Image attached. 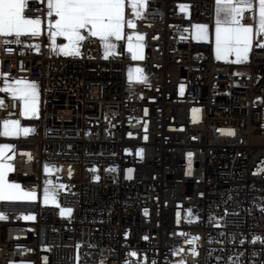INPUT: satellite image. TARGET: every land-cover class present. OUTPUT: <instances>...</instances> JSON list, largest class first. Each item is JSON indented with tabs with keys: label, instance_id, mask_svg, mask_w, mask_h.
<instances>
[{
	"label": "built area",
	"instance_id": "1",
	"mask_svg": "<svg viewBox=\"0 0 264 264\" xmlns=\"http://www.w3.org/2000/svg\"><path fill=\"white\" fill-rule=\"evenodd\" d=\"M47 2L26 0L35 35H0V74L39 85L33 115L17 96L0 102V130L32 129L0 135L14 146L8 180L38 195L0 201V264H175L176 250L178 264H264V34L236 72L191 37L213 25L215 0H146L138 64L157 78L134 83L122 40L108 53L86 35L80 55H54ZM46 163L61 165L59 205L41 203Z\"/></svg>",
	"mask_w": 264,
	"mask_h": 264
},
{
	"label": "snow or ice",
	"instance_id": "2",
	"mask_svg": "<svg viewBox=\"0 0 264 264\" xmlns=\"http://www.w3.org/2000/svg\"><path fill=\"white\" fill-rule=\"evenodd\" d=\"M136 15L146 7V0H131ZM125 0H48L47 16L49 19L48 30L50 38L55 41L57 36L63 37L67 42L61 44L60 50L64 55H80L79 47L85 39L82 30H86L92 37H98L106 49H112L114 45L110 38L122 39ZM216 28H215V53L217 59H224L228 55H235L237 61L247 58V53L252 44V37L255 34H264V0H216ZM26 0H0V35H15L20 37L31 32L35 35L41 25L39 18H29L25 15ZM253 13L254 26L241 23V18L245 12ZM127 26L133 28L131 20L127 21ZM199 29V38L204 39L207 25L196 26ZM141 35H136L137 43L133 45L132 35L128 36V49L132 53L133 59L139 55L142 40ZM19 43V40H17ZM10 51V49H9ZM138 74V81L147 82V77L142 74V70L135 69ZM5 78L7 73H2ZM131 78V74H130ZM17 96L20 101V114L22 116L33 115L36 112L37 84L23 80H13L11 84L6 81L3 89ZM198 109H193L198 113ZM194 119H199L195 116ZM3 130L0 135L13 136L21 132L27 135L32 129L19 128L18 121L4 120ZM231 135V130L227 131ZM13 145H0V201H22L33 200L36 193L23 191L19 184L9 183L5 175L11 170L12 165L4 162V149L13 148ZM191 157V153L188 154ZM31 158V157H29ZM50 169L46 165L45 172ZM131 172V170H129ZM57 185L51 181H45L44 202L55 201ZM59 187H63L60 185ZM64 211L70 212L71 209ZM0 213V219H4ZM25 219H33L26 216ZM132 255H136L132 253ZM182 264V262H181Z\"/></svg>",
	"mask_w": 264,
	"mask_h": 264
},
{
	"label": "crops",
	"instance_id": "3",
	"mask_svg": "<svg viewBox=\"0 0 264 264\" xmlns=\"http://www.w3.org/2000/svg\"><path fill=\"white\" fill-rule=\"evenodd\" d=\"M216 7H217V5H216V0H215V13H214V23H213V25L212 26H210L208 24H195V25H193L192 28H191V37H192L193 40H196V41H211L212 42V55H213V59L216 62L223 63V64H227V65L231 66V68L234 71H236V72L246 73L248 71V65H249V62H250L251 46H250V49H249V51L247 53V58L246 59H241L239 62L237 61V58H236L235 55H228L224 59H217L216 58V53H215V28H216V18H217ZM144 10H145V7L140 10V14L139 15H136V12H135V9L132 6L131 0H125L124 9H123V11H124V17H125V24H124V27H123L122 39L117 40L114 37L110 38L111 43L114 45V47L112 49H106V47L103 45L104 50L106 52H108V53L113 52L115 50V48H116L117 42L118 41H121V40L124 41V47H125V49L129 51L128 45H129L130 42L128 40V36L129 35H132V41H131V43L133 45H135L137 43L136 35H141L143 37V39L139 41V44L141 45V48L139 50V55H138V57L135 60H140L142 58L143 46H144V40H145V38H144L143 32H141V31H139V30L136 29V24H137V22H139L140 20L143 19ZM49 19H51V18L47 17L44 20L45 28H46V32L48 34V37H49L50 41L52 42V53L54 55L58 56L56 54L55 50L53 49L54 43H53V40L50 38V33H49V30H48V23H47V21ZM128 20H131L132 23L134 24V27L133 28H129L127 26V21ZM198 25H207V29H206L207 32H206V35H205V38L204 39H200L199 38V29L196 27ZM84 31H85L86 35H89L86 30H84ZM3 36L9 38L12 35H7V36L6 35H3ZM54 42L55 43H58L57 41H54ZM131 56H132V53H131ZM152 75H155V74H152ZM0 102H2V101L0 100ZM2 145H5V144H2ZM6 154H7V161H6V163L12 165L13 149L12 148H8L7 151H6ZM7 181H10V180H7ZM13 182H15V181H13ZM15 184H18V183H15ZM19 185H20V183H19ZM20 187L23 188L21 185H20Z\"/></svg>",
	"mask_w": 264,
	"mask_h": 264
},
{
	"label": "rangeland",
	"instance_id": "4",
	"mask_svg": "<svg viewBox=\"0 0 264 264\" xmlns=\"http://www.w3.org/2000/svg\"><path fill=\"white\" fill-rule=\"evenodd\" d=\"M53 19H54V17H53ZM206 32H207V31H206ZM82 35L86 36V33H85L84 30H82ZM55 41H57L58 43L53 42V43H54V47H53V49L55 50V52H56V54H57L58 56H60V57H73V56H74V55H64V54L61 52L59 46H60L61 44H64V43L67 42L63 37L57 36V37L55 38ZM132 61H133L132 63H129V64L126 66V78H127V80H129V81H131V82H134V83H141V82H143V81H138V80L136 79V77H137L138 74L135 72V69H136V68H139V69L142 70V68L138 65V61H139V60H135V59H133V56H132ZM130 74H131V78H130ZM142 74H143L144 76L147 77V82L153 81V80H155V79L157 78V76L152 75L151 73H145L143 70H142ZM6 81H7L8 84H11V81H13V80H11L9 77L5 78L3 75H0V100H1V101H2L4 98H6V97L14 96L12 93L3 90V89H5V87H6ZM27 82H35V83L37 84V98H36V110H37V108H38V106H39V85H38V83H37L36 81H27ZM2 122H3V121H2ZM2 122H1V131L3 130V124H2ZM1 136H2V137H6V138H14V137H16L17 135H13V136H4V135H1ZM3 151H4V158H3V159H4V162H6V161H7V154H6L7 149H4ZM46 165H47V166L49 167V169H50L48 172H45V166H46ZM60 166H61L60 163H46V164H44V166H43V173H44V176H45V180H44V181L48 180V181H51V182H52L53 177L59 173ZM8 173H9V172H7L6 175H5V179H6V180H8ZM8 182H9V183H18V184H19L18 181H15V182H13V181H8ZM21 189H22L23 191H29V190H27V189H25V188H21ZM30 192H31V191H30ZM37 199H38V195L36 194V198L33 199V200H22V201H35V200H37ZM40 199H41V203L44 204V205H48V204L59 205V203H58V201H57L56 199H55L54 202H53V201H49L48 203H45V202H44V193L41 195V198H40ZM61 211L64 213V210L61 209ZM26 216H32L33 219H25L24 217H26ZM20 217H21V219L24 220V221H29V222H33V221H34V214H32V213H22V214L20 215ZM0 220H1V219H0ZM29 228H30L31 230H33V229H34V225H33V224H30V225H29ZM174 263H175V264H178V263H179V250H176V252H175V255H174Z\"/></svg>",
	"mask_w": 264,
	"mask_h": 264
}]
</instances>
